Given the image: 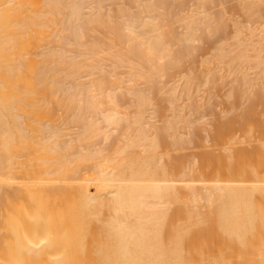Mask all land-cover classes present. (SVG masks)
Returning <instances> with one entry per match:
<instances>
[{
	"label": "bare ground",
	"instance_id": "1",
	"mask_svg": "<svg viewBox=\"0 0 264 264\" xmlns=\"http://www.w3.org/2000/svg\"><path fill=\"white\" fill-rule=\"evenodd\" d=\"M115 1L0 0V264H264V128L259 126L262 130H258L260 134H258V137L256 136L255 140L252 135L255 131L254 122L252 120L253 124L251 121L247 122L248 125L250 123L251 127L245 123L244 131L252 135L247 136L248 139L252 140L253 138L255 140L252 141L254 144L250 140L243 142L245 137L240 139L231 136L221 145V150L219 149L218 153L214 155L203 154L200 168L191 169L189 167L190 170L188 171L186 164L184 165L179 159L173 157L172 152L168 153L169 148L176 145L173 141L179 139L178 141H181V144L185 141L180 137H176V139L173 137L172 140L170 139L172 135L168 137L169 131L174 132L171 130L170 125V121L174 118L172 116L170 117L171 120L166 119L167 117L164 118L165 122H169V125H166L168 123L164 124V121H162L164 116L159 115L161 111L166 110L165 107L163 108L165 103L168 107L172 103V107L167 108L168 110L177 109L176 107L173 108L176 97L172 98L176 96L177 89L175 87H171L172 90L169 89L170 92L172 91L171 100L174 104L169 99L167 100L169 103L163 102V99H161L158 106L162 110H159L156 107L157 105H154V102L152 103L154 110L158 108L160 111L157 116L159 115L162 118H157L156 114L155 117L164 124L161 128L152 129L151 126L145 124L148 121L142 120L145 115L152 116L150 114L155 112L151 113L153 111L151 103H149L151 111L146 109L150 114H144L145 109L142 110L148 108L145 105L148 106L149 98L147 97V100L144 94L150 91V87L149 90L143 91V88L141 89L142 84L138 83V81L143 82L154 75L161 77V72H164L162 68L165 67L163 66L165 64L161 62H167L170 58L171 53L169 54V52L172 48L170 47L171 43L168 42L170 36H173V38H170L174 39V33L166 31L168 26L166 25V27L163 24V27L166 28L164 31L160 22L166 20L162 17L160 18L162 20L158 21L162 13L160 15L157 11L161 10V6L149 2L151 0H131L132 2L125 0L127 4L130 2L134 3V6L137 5L135 8L132 4L130 5L135 11L138 10L137 7L139 8L137 13L132 12L133 10L130 12L125 10L127 6L122 0H120L121 4L117 8ZM207 1L209 0H206V3L212 2L214 4L216 0L214 2ZM245 1L249 3V6L246 5L247 2L244 4ZM245 1L241 5L238 4V6L245 5L244 9L240 7L243 9L240 10H248L243 12L247 21H252L254 16L256 17L254 20H257L258 17H262L261 20L264 19L263 14H261L262 16L258 15V12L255 11V6L258 8L257 4H259L262 7L261 4L264 0H256L261 1L259 3L254 0H251L252 2ZM153 2L155 1L153 0ZM200 2H197V4ZM202 2H205V0ZM202 2L201 4H203ZM253 2L257 4L252 6ZM105 3H108V7L111 3H114L111 4L113 9L116 7L113 13H108V9L112 10V6L108 8ZM117 3L119 2L117 1L116 5H118ZM201 4L197 5L199 9L195 8L199 12L194 9L195 13L194 10L191 13L195 15L190 13L193 19L192 22L190 16L185 15L188 19L180 16L182 19L179 22L182 25L186 24L185 28L194 34L195 31L193 32V30L200 33L201 30L197 25L201 27L202 20L205 23L210 20L213 25L216 22V26H218L217 21L220 22L219 20H221L224 24V20L228 23L229 18H231L229 16L226 18L227 15L224 12H221V14L224 13V16L219 12L218 15L225 17V19L219 18L217 14L214 15L215 18L217 17V21L213 20L214 17L212 16V18L209 17L211 19H206L208 14H205V8ZM164 7L166 9L165 5ZM164 7H162V10H164ZM85 9L88 10L87 13H84ZM103 9H105V12ZM171 11L173 12V10ZM202 11L204 15H202ZM250 11L251 13L255 11L257 16L254 13V15L250 14ZM127 12L134 14L130 15ZM199 13L203 16L201 20L198 19L200 23L196 20L199 18ZM259 13L261 12L259 11ZM166 14L169 17L170 14L168 15V12ZM174 16L172 18L176 20L177 15L175 18ZM182 20L184 23H182ZM262 22L264 23V21ZM187 23L191 26L190 29L189 26L187 27ZM205 23L202 27H206L207 30L212 29L207 27L211 23H208V25ZM227 23L223 25L224 28H226ZM160 24L163 29L161 33V30H159ZM260 25L263 30L260 27L255 28V33L262 35L264 28L262 24ZM237 26L238 23H235L234 29ZM239 27L238 29L241 31L243 28ZM236 29L231 32V35H237L231 36L233 46L232 41L229 46L233 51L231 49L230 52L228 51L229 42L227 43V37L226 43L225 40H221L226 44L222 43L225 45L224 47L228 49L226 56H224L226 59L219 56L223 55L218 52L219 46L214 48L213 52L217 51L214 54L218 55L219 53V62L222 58L223 61L225 60L224 63L227 64L228 60L234 61V59H230L234 55L236 57L241 55L235 54L237 51L235 52L233 47L236 41L237 45L240 44L242 39L241 45H246L243 46L247 51L246 57L248 53L254 56L252 54L254 50L259 51L254 48L257 47L256 43L263 42L258 45L259 47L264 44V40L257 39V42L253 41L255 37L257 38L256 34L255 36L251 35L254 38L248 37L251 34L249 30L247 37L250 40L252 39V46L250 43L249 45L242 44L250 40L246 37L243 39V36L247 34L243 32L244 29L242 32L245 35L241 32L242 37L240 36L241 39L238 40L240 31ZM258 29L263 33L258 32ZM220 30L219 32L223 31ZM163 31L164 34H162ZM189 31L188 33L184 32L189 35V37L186 36L188 38H185L187 41L191 37L194 38V35ZM166 32L167 35L172 34L167 36L169 40L167 42L164 37ZM211 32L203 31L205 34H200L206 37V34ZM98 33H101V35H98ZM195 35H198V33ZM35 36H38L41 42L38 46L39 51L35 52L32 58L29 57V51ZM96 37H98L99 42ZM103 40L104 43H102ZM192 40H195V38L190 41ZM228 41H230L229 38ZM222 44L220 46H222L223 51L221 49L219 51L225 54ZM241 45L235 47L239 50L238 53L244 50ZM116 46H121V48L117 49ZM106 50L108 51L106 56L110 55V60L112 57V63H110V60L107 62L108 60L104 57L105 54H102L104 57L101 58L102 60L99 58L102 56V51L106 52ZM248 50L250 51L248 52ZM262 50L264 51V48ZM109 52L110 54H108ZM233 52H235L234 55L232 57L228 56V58V53L231 55ZM254 54L257 58L254 57L255 61L251 59L254 61L253 63L250 58L249 62L247 57L250 63L248 67L246 66L247 60L243 59V52L241 58L234 57L236 59L235 63L229 61L228 63L235 67L237 59H240L238 62L240 64L246 60L244 62L246 65L243 63V65L237 64L238 67L243 66V69L244 66L249 69V66L254 63V65L262 63L263 70L261 72L264 73L263 53L257 55L254 51ZM259 55L262 57L261 61ZM94 56L98 64L105 60L106 63L110 64H108L109 66L112 64V70L116 67V64H122L124 61L129 62L132 66L128 65V69L125 68L127 72L124 73L125 71L121 70L122 74L120 71L124 75L121 78L126 79L122 81L118 74L115 76L114 73L118 72H113L116 70H110V67L108 65L104 66L105 63L103 62L102 65L99 64L100 68H98ZM154 56L155 58H153ZM78 58L79 60L83 58L82 64L77 62ZM154 59H157L158 62L162 59L159 62L163 64L161 65L162 71L158 69L161 72H157V64L154 65ZM179 60L174 62H178L179 65ZM134 62H137L135 66L132 64ZM171 62L173 63L172 60ZM229 64H227V74L225 75L229 76L228 72H230V76H232L231 73H233V78L236 77L234 80L240 76L244 77H240L244 86L251 87L255 84L257 77L256 79L252 78L254 81L251 79L254 84H248L247 81L251 77L247 75V79L248 76L249 79L246 80V71L245 75L244 71H241L243 73H240L241 75L237 73L239 76L235 75L236 73L233 70L238 71L239 68L237 65L238 69L236 67L232 68ZM126 65L127 63L124 66ZM124 66L120 67L124 68ZM89 67L88 72L90 73L85 72L84 68L88 69ZM101 67L102 69L109 67L110 71L108 70V73L104 71L108 75L107 78L110 76V79L106 80L110 83L111 88L114 85L119 86L123 82L126 85L131 84V86L134 82L140 85V89L134 92L131 89V94L127 90L124 91L125 85L122 86V95L125 96V99H128L131 95L134 96H131V98H135V100L131 98L130 100H134L136 107L134 109L129 104V108L126 103L125 110L120 109V111L123 110L125 113L129 111L128 113H130L131 110L134 114L133 117L131 113L130 117L128 116L131 119L133 118L130 124L132 123L134 126V123L140 124L142 120L145 121V125L142 124L145 127L147 126L146 128L152 129V131L150 129L146 131V128L143 129L144 126L140 127V125L134 131L133 128L130 129L131 125L128 120V122L125 120L126 124L122 122L124 121L123 116L126 115L121 116L117 105H122H118L119 108H122L125 103L122 101L123 104L122 102L117 104L118 100L116 99L115 104L114 101V96L120 95L117 93H119L121 87L115 89L117 95L114 92L115 90L110 91L111 88L107 87V81L104 78L102 80L100 77L103 75L100 74L103 71ZM229 67L232 68V71L229 70ZM78 70L88 75H80L82 74L80 72L78 75ZM93 70H100V72L96 71L100 75L98 80L105 81L106 87H104V82L102 83L104 86L98 80V84L93 82L97 78L93 77L96 74L95 71V73H91ZM210 70L213 71V69ZM258 71L260 70L258 69ZM109 72L115 77L109 75ZM206 73L210 74L208 70ZM164 74L162 73L163 76ZM225 75L224 77L218 75L219 78L221 77L222 83V78L224 80L230 78V76L225 77ZM79 76H82L83 79L90 76L87 82L91 80L92 82L84 86L83 79ZM142 76H144V80L141 78ZM192 76L190 75L189 78H193ZM203 77L206 80L208 76L204 75ZM113 78H115L114 81H111ZM117 78L121 82L117 81ZM79 79H82L79 82H83L84 85L81 86L82 83H77ZM220 79L217 78L219 83H221ZM194 80L196 79L187 80L188 82L184 84L185 87H187L186 85L188 87L193 85ZM234 80H232L234 83H241L239 79ZM211 81L213 80L211 79ZM145 82L146 85L150 83L149 86L153 84L151 81ZM189 82L191 84H187ZM20 83H23V88L19 87ZM213 83L216 85L217 81L215 83L214 80ZM263 83L260 86V90L263 87L262 94H264ZM155 86H157L158 91L159 86L162 85L158 86L157 84ZM190 88L187 89L189 92ZM185 90L183 89V91ZM241 90L240 93L244 94L245 98L246 96L250 97L251 94L248 88L244 89L245 92L247 90V93H243L244 91L241 92ZM229 91L232 93L231 88ZM111 92L115 95L112 96ZM125 92H127L126 95ZM163 94L167 98L166 92ZM147 95L149 96V94ZM231 95L229 94V96ZM239 95L238 97L241 100L242 95ZM126 96L129 97L126 98ZM192 98L191 102L196 103L197 100L194 101L193 98L192 101ZM208 100L210 99H206V101ZM104 103L108 106L111 104V106L103 109ZM206 103H203L204 107ZM196 104L195 110L200 111L203 108L201 101ZM175 111L178 114L179 110ZM167 112H163L164 115ZM169 112L168 114L173 113ZM179 112L182 119L178 114L179 118H177L180 121H178L179 124L175 121L176 126L181 125V123L185 125L186 123L188 128L190 123H184V115L181 111ZM249 113L253 114L251 111ZM141 115L143 117L139 119L138 117ZM148 117L146 118L149 119ZM174 117L176 118V116ZM177 118L175 120H178ZM157 119L155 123H152L154 120H151L153 126L159 123L156 122ZM121 122L125 126H121L123 129L120 128V134L115 139L112 138L114 141L112 142L111 139L108 145L106 142L109 140L111 132L113 133V130L115 132ZM252 125L254 127L253 132L251 130ZM108 126H111L112 129L109 130ZM226 127L225 124L221 125V130H226ZM72 128L77 129L76 132L72 131ZM104 128H109L106 130L111 131L110 134L104 133L103 131H106ZM176 129L178 128L176 127ZM176 129L175 131H177ZM257 129L259 128L256 126ZM70 130L71 132H69ZM149 130L151 133H148ZM249 130H251V134L247 132ZM228 135H231V133ZM166 137L173 144H169ZM241 142L246 144L242 145ZM105 143L108 148H105L106 145L103 147ZM239 143L242 145L241 147H237ZM250 143L252 144L250 145ZM246 145L247 147H243ZM176 147L175 151L177 150ZM171 148L170 150H172ZM158 151H161L162 154ZM209 166L213 168L211 178L204 175L206 168ZM198 203H200V206ZM201 205H204V209L198 208Z\"/></svg>",
	"mask_w": 264,
	"mask_h": 264
},
{
	"label": "rangeland",
	"instance_id": "2",
	"mask_svg": "<svg viewBox=\"0 0 264 264\" xmlns=\"http://www.w3.org/2000/svg\"><path fill=\"white\" fill-rule=\"evenodd\" d=\"M119 2V3H117L118 5H116V2ZM125 2V0H122V2ZM127 1V0H126ZM131 1V0H130ZM155 2H156V0H154ZM160 3H159V2ZM164 1H166L165 2V4H162L161 5V3H164ZM202 2L203 0H157V2L155 3V2H153V0H151V1H149V2H151V3H154V4H157L158 6H161L160 8H161V10L160 9H158V10H160V11H157V12H159L160 13V15H161V13H162V15L159 17V19H158V21L160 20H162V19H164V20H166V21H159L161 24H162V27H163V24L167 27V30L166 31H169V32H173L172 34L174 35V39H171V38H173V36H170L169 37V39H170V41L168 40V37L167 36H169V35H172L171 33L170 34H168L167 35V32H166V34L164 35V37H165V41L167 42V41H169L168 43H171L170 45V47L172 48V50H170L171 52H169V59L167 60V62H161V60L162 59H160V61L159 62H161V63H164L165 65H163V64H161V63H159L158 61H157V59L154 61L155 62V66H156V64H157V70L158 69H160L161 70V65H163V66H165L164 67V69L162 68V70H164V72L162 71H160V70H158L157 72H161V77H159V76H157V77H159L158 79H156L157 77L155 76H152V77H149V78H147V79H143L144 78V76H142L141 78L144 80L143 82H139L138 81V83L139 84H142L141 85V89L144 91H146V90H149V87H150V91H147V93H143L145 96H146V98L148 97L149 98V100H148V98H147V100L149 101H147L148 103V106H146L145 105V107H148V108H143L142 110H144V111H142V112H144V114H150V112L148 111H146V109L148 110H150L151 111V109L153 110V111H151V113L152 112H154L153 114H150V115H152V116H147V115H145L144 116V119L142 118L143 116L141 115L140 117H138L139 119L140 118H142V120H146V121H148V122H146L145 123V121L143 122L142 120H141V122H140V124H135L134 123V126L132 125V123L130 124V122H131V120L133 119H131V118H129L130 117V113H131V115H132V117H133V114H132V111L130 110V113H128L129 111H128V109H126L128 112L127 113H125V111H120V109H124L125 110V106H126V103L128 104V107H129V104H131L132 106H133V108L134 107H136L135 105H136V103L134 102V100H135V98H131V96L129 97V96H126V98H128V99H125V96L124 95H122L123 93H121L122 91H123V87L122 86H124V91H126L127 90V92H129V94H131V89L133 90V92L134 91H136L137 89H140V85L139 84H137L136 82H134L133 84H132V86H133V88H132V86H131V84H129V82H128V84L129 85H126V84H124V82L123 83H121V84H119V86L117 87L116 85H114L112 88L110 87V83H108V81L106 80V79H110L109 77L107 78L106 76H108L107 75V73H108V70H109V67H110V70H112L111 69V66H112V64H111V66H109L110 64L109 63H106V60L105 61H101V62H99V64H101L102 62L103 63H105L104 64V66L106 65H108L109 67H107V68H103L102 69V67H101V69L104 71H107V73L104 71H102L100 74H103V75H98V73L97 72H100V70L99 71H97L98 70V68H100V66H99V64H98V61H97V59H95V56H94V59L96 60V62H95V64L97 65L98 64V68H97V70H93V72L91 71V73H95L96 71V74H97V76H96V74L93 76L94 78L95 77H97L95 80H93V82L94 83H96V84H98L97 83V80H98V78H99V76L101 77V79L102 80H106L107 81V84H108V86H107V84H106V82L105 81H102L101 79V81L100 80H98V82L100 83L101 82V84L104 86V87H110L111 88V90L110 91H114L115 89H117V88H120V90H119V93H117V94H120V95H118L117 97L119 98H117L116 96H114L115 94H116V90L114 91L115 92V94L113 95V93L111 92L110 94H112V96H114L115 97V104H116V101H117V104H118V102H124L125 104L123 105V107L122 108H119V106H122V105H120V104H118L117 105V107H118V110H119V112L121 113V116L122 115H126V116H123L124 117V121H122L123 123H125L126 124V122H128L129 121V124L131 125L130 126V129L132 130V128H133V130L135 131V129L136 128H138L139 127V125H140V127H143L145 124H148L149 126H151L152 127V129H154V128H156V127H158V128H161V126L162 125H164L165 123H168V124H166V125H169V122L167 121V122H165L164 120V118H166V119H170V117L172 116L174 119L172 120V121H170L171 122V127H172V129L171 130H173L174 132H175V134H174V132H171V131H169L170 133H168V137H169V135L171 136L172 135V137H170V139H176V137H180V139H183V143L181 144V141L179 142L177 139H176V141H173V143H174V145H172L173 143H172V141L170 140V142H169V138L168 137H166V139H167V141L169 142V144L170 143H172L171 145L172 146H174V147H170L172 150H170V148H169V152L168 153H171L172 152V156L173 157H176L177 159H179V161H181L185 166H187L188 167V171L190 170L189 169V167H191V169L192 168H194V169H198V168H200L201 167V164H202V156H203V154H206V153H208V154H211V155H214L215 153H218L219 151V149L221 150V145L224 143V142H226L227 140H228V138L229 137H231V136H236V137H238V138H240V139H242L243 137H245V141L243 140V142H247L246 140H250V139H248V136L247 135H249V134H247L245 131H244V124L246 123V125L247 126H250L251 127V125H250V123H249V125H248V123L247 122H249V121H253L254 122V126H255V128L253 127V125H252V132L254 131L253 130V128L255 129V131H258V130H262V128H264V123L262 124V121L264 120V94H262L263 92V87L261 88V90H260V86H262V84L261 83H263V81H264V73L263 72H261L262 70H263V65H262V67H261V64H258L257 63V61H256V63H257V65H254V64H252V65H250L249 66V69H246L245 67L247 66L248 67V64H250L249 62H250V60L252 59H254V57L256 56L255 54H254V51H255V53L258 55L259 53H263V55H264V51L262 50L263 48H264V44L263 45H261L262 46V49H261V46L259 47L258 45H260L261 43H263V42H259V44H257L256 43V46L257 47H254V48H256L257 50H259V51H256V50H254V51H252L253 53V55L254 56H252L251 54L249 55V53H248V55H247V57H248V60H249V58H250V60H249V62H248V60H247V57L245 56V54H246V52L247 51H245V49L246 48H244L243 46H246V45H241V42H243L242 41V39L240 38V36L242 35V34H246L247 32H248V30H249V32H251V34H249V36L248 37H250L251 35L252 36H255V34L257 35V38H256V40H255V38L254 37H252V38H254V40L253 41H255V42H257V39H259L260 41L262 40H264V39H262L263 37H264V33L262 32V31H260V29H258V32H262L263 34V37L261 38V36L262 35H260L259 33V37H258V34L257 33H255V30L257 29V28H259L261 25L260 24H262V26H263V28H264V23L262 22L261 23V21H264V19H262L261 20V18L262 17H258L257 18V20H254L256 17L254 16V18H252V21L250 20V18L255 14L256 15V13L259 15H261V14H263L264 15V1H263V3L261 4V5H263L262 7L261 6H259V4H257V3H252V6L255 4H257L258 5V8H260L259 10H258V8H257V6H255V11H256V13H255V11L254 12H252L251 13V11L249 12L250 14H253L250 18H249V20H250V22L249 21H247L246 20V18L244 17L245 16V13L243 14V12H245V11H248V10H246L245 9V11H241L240 9H242V8H240V7H243V9H244V7H245V5H243L242 4V6H238V4H240L241 5V3H243V1H245V0H216L215 2H214V0H211V1H213L214 2V4H212V2L211 3H206V0H205V2H202L203 4H201V2L200 3H198L197 4V2ZM210 1V0H209ZM209 1H207V2H209ZM253 1V0H252ZM251 0H249V2H252ZM254 1H256V0H254ZM262 1V0H261ZM261 1H259V2H261ZM121 1L120 0H116L114 3H115V6H117V8H118V6L121 4L120 3ZM128 2V1H127ZM132 2V1H131ZM185 2V3H184ZM196 2V3H195ZM222 2V3H221ZM246 2L247 1H245L244 2V4H246ZM256 2H258V1H256ZM258 2V3H259ZM113 3V4H114ZM126 3V2H125ZM124 3V4H125ZM167 3V4H166ZM181 3H183V4H181ZM248 3V2H247ZM107 4L108 3H105V5L107 6ZM112 4V3H111ZM110 4V7L113 5H111ZM132 4V6L135 8L136 6H134V3H126L125 5L127 6L126 8H125V10H127V11H132V12H138V10H139V8L137 7L136 9H138V10H136L135 11V9H133L132 8V6H130ZM195 4H197V5H199V4H201V5H203L202 7L203 8H205V10H204V12H205V14H208L207 15V17H206V19H211L212 17H214L215 18V16L214 15H218V13L219 14H221V12H224L227 16H226V18H228V16L229 17H231V18H229V20L228 19H226V20H228V23H227V21H225L224 20V24H226L227 23V26H226V28H224V24H223V22H221V20H219V18H224L225 19V17H223L224 15V13L223 14H221V15H223L222 17H221V15H218V20L220 21V22H218L216 19H217V17L214 19L213 18V20H216L217 21V25L218 26H220V24L222 23V25L219 27L221 30H223V31H221L219 28H218V26H216V22H214L215 23V25H213L212 23H211V21L210 20H208V21H206V23H207V25H208V23H209V21H210V25H208L207 27L210 29V27L212 28V29H215L214 31L212 30V29H210V30H207V28H206V30H205V28L204 27H202L203 26V23H205V22H203V20L201 21L202 22V28L200 27V25H197V26H199L198 28L201 30L200 31V33H203V31H212L210 34H211V37H210V34H206V37H205V35L203 36V34H205V33H203V34H200L199 33V31H197V30H193V32L195 31V34L196 33H198V35H195L194 33H192V32H190L187 28H185V26H186V24L185 25H182L181 24V22H179L182 18H186V19H188L187 17H185V15H188V16H190L189 18H191V15H190V13L196 8H198L199 9V7L197 6V5H195ZM208 6H207V5ZM220 4V5H219ZM225 4V5H224ZM229 4V5H228ZM104 4H103V7L105 6ZM164 5L166 6V9H165V7H164ZM175 5V6H174ZM200 5V6H201ZM207 6V7H205V6ZM246 5H248L249 6V3L248 4H246ZM114 6V7H115ZM172 6H173V8H172ZM183 6V7H182ZM219 6V7H218ZM102 7V8H103ZM108 7V6H107ZM110 7H108V8H110ZM162 7H164L163 9L164 10H162ZM175 7V8H174ZM112 8V10L110 9H108V11H106V12H108V13H113V10H115L116 9V7L113 9V6L111 7ZM159 8V7H158ZM169 10H168V9ZM170 8H171V10H173V12L170 10ZM211 8V9H210ZM251 8V7H250ZM249 8V9H250ZM253 8V7H252ZM251 8V9H252ZM195 9V10H196ZM202 9V8H201ZM218 9V10H217ZM242 9V10H243ZM248 9V8H247ZM250 9V10H251ZM104 10V12H105V9H103ZM103 10H101V11H103ZM175 10V11H174ZM195 10L193 11L194 13H195ZM258 10V11H257ZM163 11H164V13H163ZM169 11H170V13H169ZM197 11V10H196ZM201 11V10H200ZM259 11L261 12V13H259ZM83 12V11H82ZM88 12V10L86 11V9L84 10V13H87ZM129 12H127V13H129ZM168 12V15H169V17L167 16V13ZM175 12H177V13H175ZM178 12H180V13H178ZM192 12V13H193ZM197 12H199V11H197ZM204 12L202 11V15H204ZM134 13H132V14H134ZM191 13V14H192ZM201 13V12H200ZM199 13V14H200ZM130 14V13H129ZM132 14H130V15H132ZM164 14V15H163ZM249 14V15H250ZM166 15V16H165ZM171 15H177V17L175 18V16H174V18L177 20H174L172 17L173 16H171ZM192 15H195V14H192ZM196 15H198V13H196ZM231 15V16H230ZM248 15V14H247ZM165 16V17H164ZM182 18H181V17ZM201 14L199 15V18H197L196 20L198 21V19L199 20H201L202 19V17L203 16H201ZM212 16V17H211ZM257 16V15H256ZM262 16V15H261ZM163 17V18H162ZM180 17V18H179ZM209 17H211V18H209ZM247 17V16H246ZM264 17V16H263ZM160 18H162V19H160ZM173 19V20H172ZM179 19V20H178ZM205 18H204V20H206ZM247 19H248V17H247ZM191 20V22L193 21V19L191 18L190 19ZM185 21V20H184ZM188 21V23H190L189 22V20H187ZM223 21V20H222ZM164 22H166L167 24H165ZM170 22V23H169ZM186 22V21H185ZM199 22V21H198ZM182 23H184L183 22V20H182ZM187 23V24H188ZM197 23V22H196ZM200 23V22H199ZM198 23V24H199ZM205 23V24H206ZM218 23H220V24H218ZM234 23V24H233ZM235 23H238V26L235 28L236 30H239L240 29V27L239 26H241L243 29H241V31H240V35H239V38H238V40L239 39H241V42H240V44H237L238 45V47H240L239 45H241L242 46V48H244V50H241V52L240 53H238V51L239 50H237L235 47L237 46L236 45V43H237V41L236 42H234V50H235V52L237 51V53H235V52H233V53H231V55L228 53V55H227V57L229 56H231L232 57V55H234V53L236 54V55H240V56H243L242 58L243 59H246L247 60V62H246V64H244V62L246 61V60H244V62H242V60H241V62L244 64V65H246V66H244V69L242 68L243 66H241V67H238L239 65H243L242 63L240 64V63H238L239 61H240V59L238 60L237 59V64H239V65H237V67L239 68H237L236 67V65H235V67L238 69V71H236V69L235 70H233V71H235V75H241V74H243V73H241V71L243 72L244 71V75H245V71H246V80H248L249 79V76L251 77L249 80H251L252 78L253 79H256V77H257V79L255 80V84H254V80L251 82V81H247V83L248 84H254L253 86H249L248 87V85H246V86H244V83H242V79H240V77L241 78H244V77H242V76H240L238 79L239 80H241L240 82L241 83H234L232 80H234L235 78H233V73H231L232 74V76H230V72H228L229 73V76H230V78L229 79H231L230 80V82H228V80H226V78H225V80H224V78H222L223 79V83L221 82V77H224V75L225 74H227V68H228V66H227V64H229L228 63V61L226 62L227 64H225L224 62H225V60L223 61V59L221 58V57H224V56H226V54H227V50L228 49H226L227 47H224L226 44V37H227V43H228V48H229V52H230V49L233 51V49L232 48H230L229 46H230V42L233 40L232 39V37L231 36H235V35H231V32H232V30H235L234 29V27H235ZM161 24H160V27H159V30H161L160 31V33L162 32V28H161ZM172 24V25H171ZM190 25H191V23H190ZM194 25V24H193ZM234 25V26H233ZM237 25V24H236ZM189 26V24L187 25V27ZM205 26V25H204ZM213 26H214V28H213ZM222 26H223V29H222ZM181 27V28H180ZM190 27L191 26H189V29H190ZM238 27H239V29H238ZM164 28V31H165V27H163ZM194 28V27H193ZM204 28V29H203ZM218 28V29H217ZM252 28V30L250 31V29ZM256 28V29H255ZM261 28V30H263L262 29V27H260ZM185 29V30H184ZM194 29H197V28H194ZM198 29V30H199ZM159 30H157V31H159ZM182 30V31H181ZM203 30V31H202ZM219 30L221 31V32H219ZM242 30H243V32H242ZM254 30V35L252 34V31ZM163 31V33L162 34H164L165 32ZM188 31L190 32V33H192L194 36V38H195V40H192V41H190L191 39H194V38H189L190 40H188L187 41V39H185V38H188L189 37V35H187V34H185L186 32L188 33ZM168 32V33H169ZM185 32V33H184ZM218 32V33H217ZM236 32V31H235ZM241 32H242V34H241ZM213 33H215V34H213ZM234 33V32H233ZM232 33V34H233ZM182 34V35H181ZM244 34V35H245ZM98 35H101V33L99 34L98 33ZM176 35V36H175ZM207 35H209L208 37V39H207ZM213 35V36H212ZM225 35V36H224ZM247 35H248V33L246 34V36H243V39H244V37H246L248 40H250V38H248L247 37ZM185 36V37H184ZM186 36H188V37H186ZM192 36V35H191ZM201 36V37H200ZM225 38H224V37ZM237 36V35H236ZM98 37H100V36H98ZM98 37H96L97 38V40H98ZM184 37V38H183ZM203 37H205L204 39H201V38H203ZM242 37V36H241ZM101 39H102V37H100ZM99 38V39H100ZM167 38V39H166ZM197 38V39H196ZM224 38V39H223ZM228 38H229V40L230 41H228ZM236 38V37H235ZM261 38V39H260ZM185 39V40H184ZM232 39V40H231ZM247 39H245L246 41H248ZM182 40H184V41H182ZM221 40H225V43L223 42V41H221ZM244 40V41H245ZM252 40V39H251ZM249 41V42H244V43H242V44H248L249 45V43H250V45H251V43H253L252 41ZM172 41H173V43H172ZM186 41V42H185ZM40 42L41 41H39V38H38V36H35L34 37V40L32 41V47L30 48V51H29V57H34V53L35 52H38L39 51V49H38V46H39V44H40ZM98 42H99V40H98ZM102 43H104V40L102 41ZM225 44V45H223V44ZM223 45V48L226 50H224V52H226L225 54L222 52L223 51V49L221 48L222 46H220V45ZM255 44V43H254ZM118 45V44H117ZM121 45V44H120ZM169 45V44H168ZM176 45V46H175ZM122 46V45H121ZM121 46H116L117 47V49H119V48H121ZM175 46V47H174ZM189 46V47H188ZM192 46V47H191ZM219 46V50L221 49L222 51H219L218 50V48H217V50H218V52L220 53L221 52V54H223V55H219V53H218V55L219 56H221L220 58V61L222 62H219L218 60V55H216V54H214V53H217V51H215V52H213L214 51V48H216V47H218ZM232 46H233V41H232ZM252 46V45H251ZM255 46V45H254ZM168 47V46H167ZM169 47V48H170ZM187 47V48H186ZM248 47H250V46H248ZM259 47V48H258ZM189 48V49H188ZM250 48H252V47H250ZM253 48V49H254ZM241 49V48H240ZM247 49H249V48H247ZM261 49V50H260ZM216 50V49H215ZM252 50V49H251ZM120 51V50H119ZM122 51V50H121ZM120 51V52H121ZM250 50H248V52H249ZM260 51H262V52H260ZM108 51L106 50V52L105 51H102V53H101V55L103 54H105L104 55V57L108 60L107 62H109V56L110 55H107L106 56V53H107ZM167 52V53H168ZM172 52H173V54H172ZM242 52H243V55H242ZM245 52V53H244ZM258 52V53H257ZM75 54V53H74ZM108 54H110V52L108 53ZM71 55H73V53H71ZM103 55L101 56V57H99L100 58V60H102L104 57H103ZM216 55V56H215ZM98 56V55H97ZM165 56V55H164ZM168 56V55H167ZM171 56H172V58L173 59H175L176 61H178L180 58L182 59H180L181 60V62H180V60H179V65H178V62H174L175 60H173L172 58H171ZM174 56V57H173ZM177 56H179V57H177ZM181 56V57H180ZM217 57V58H215V57ZM240 56H238V57H236L235 55H234V57H236V58H241ZM103 57V58H102ZM163 57V56H162ZM228 57V58H229ZM234 57H232V58H230L231 60L232 59H234V61H229V62H233V63H235V58ZM246 57V58H245ZM259 57V60L261 59L262 60V57H260V55L258 56ZM36 58V57H35ZM34 58V59H35ZM84 58V57H83ZM83 58H81V60H79V58L77 59V62L78 63H81V62H83L84 60H83ZM98 58V57H97ZM102 58V59H101ZM153 58H155V56L153 57ZM167 58V57H166ZM225 58V57H224ZM256 58H257V56H256ZM226 59V58H225ZM99 60V61H100ZM111 60H112V57H111ZM111 60H110V63H112L111 62ZM171 60L173 61V63L171 62ZM251 60V61H252ZM260 60V61H261ZM158 63H157V62ZM165 61V60H164ZM171 63V65H170V63ZM254 61H255V59H254ZM254 61H252V63L254 62ZM259 62V61H258ZM123 63H124V65L127 63V65L126 66H124L123 65ZM122 64L120 63V64H116L115 66L117 67H115L114 69L116 70V71H113V72H118V73H114L115 74V76L118 74V77L119 78H121V76L123 77L124 75H122L123 74V72L122 71H125L124 73H126L127 71H126V69H128L127 68V66L129 65V66H132V65H130V63L129 62H127V61H124ZM136 63L137 62H134V63H132V64H134V66L136 65ZM168 63V64H167ZM174 63H176V64H174ZM82 64V63H81ZM167 64V65H166ZM172 64H174V65H172ZM102 65V64H101ZM124 66V68L123 67H120V66ZM230 65V64H229ZM103 66V67H104ZM120 68H119V67ZM159 66V67H158ZM171 66H172V68H171ZM231 66V65H230ZM168 67H169V69H168ZM175 67V68H174ZM232 68L234 67L233 65L231 66ZM231 67H229V70H231L232 71V68ZM234 67V68H235ZM83 68V67H82ZM82 68H80V69H82ZM93 68V67H92ZM121 68H123V69H121ZM126 68V69H125ZM167 68V69H166ZM209 68V69H208ZM260 70V71H258V69ZM86 71H85V70ZM84 69H82L83 71H85V72H87V73H90V72H88L89 70H90V67L88 68V69H86V68H84ZM96 69V68H95ZM165 69H166V72H165ZM210 69H213V71H211ZM246 69V70H245ZM254 69V70H253ZM109 70V71H110ZM122 70V71H121ZM207 70H208V72H210V74L208 75L206 72H207ZM210 70V71H209ZM228 70V71H229ZM256 70V71H255ZM83 71H79L78 70V75L80 74V73H82V74H80V75H83L84 74V76H85V72H83ZM95 71V72H94ZM120 71H121V73H120ZM80 72V73H79ZM106 73V74H105ZM162 73L164 74V76L162 75ZM213 73V74H212ZM238 73V74H237ZM241 73V74H240ZM254 73V74H253ZM256 73H258L259 74V77H260V79H262V80H258V74H256ZM207 74V75H206ZM223 75V76H221V75ZM88 74H86V76H87ZM90 75V74H89ZM105 75V76H104ZM109 75H111V76H113V77H115L114 75H112L110 72H109ZM157 75H158V73H157ZM190 75L194 78V79H196V80H194L193 81V85H189V87H191L190 88V92L187 90V89H189V87H188V85H186L187 87H185V85L184 84H186L185 82H188L190 79H193V78H189L190 77ZM208 76L207 77V79L205 80V77H203V76ZM221 76L220 78H219V76ZM238 75V76H239ZM247 75H249L248 76V79H247ZM102 76H104V77H102ZM125 76H126V74H125ZM213 76V77H212ZM214 76H218L217 78L218 79H220L219 81L221 82V83H219L218 82V80H217V78H215ZM228 75H225V77H227ZM228 76V77H229ZM262 76V77H261ZM80 78H82V76H79ZM89 77L90 76H88V77H86V78H82L83 79V82H84V84H83V82H79V81H81L82 79H79L78 80V82L77 83H82V84H80L81 86L82 85H84V86H86V84L88 83V84H90V82H92V80L91 79H93V78H91L90 80L91 81H89V82H87V80L89 79ZM106 77V78H105ZM233 79H232V78ZM78 78V77H77ZM104 78V79H103ZM125 78V77H124ZM155 79V80H153V79ZM183 78V79H182ZM187 78V79H186ZM189 78V79H188ZM114 79L115 78H113V80H111V81H114ZM122 79V78H121ZM126 79V78H125ZM125 79H122V81L123 80H125ZM186 79V80H185ZM211 79L214 81L215 80V83H216V81H217V84L215 85L214 83H213V81H211ZM238 79H236V80H238ZM188 80V81H187ZM236 80H234V81H236ZM86 81V82H85ZM117 81H119L118 80V78H117ZM145 81H151V83H153V84H151V86L153 87H155V88H152L151 86H149V84L150 83H147V85H146V82ZM192 81V80H191ZM232 81V82H231ZM262 81V82H261ZM119 82H121V81H119ZM158 84V86L159 85H162L161 87L159 86V90L158 91H161V89H162V91H163V93L164 92H166V95H167V93H168V90L169 89H171L172 90V88L173 87H175L177 90V92L175 93V95L176 96H174V97H172L173 99L175 98V104H174V102H173V100H171L172 98H171V92H170V90H169V93H168V95H170V96H168L167 95V98H165V94H163L162 93V91L159 93L158 91H157V86H155V85H157L156 83ZM194 82H195V84H194ZM130 83H132V82H130ZM135 83H136V85H135ZM246 83V84H247ZM123 84V85H122ZM145 84V85H144ZM187 84H191V82H189V83H187ZM261 84V85H260ZM264 84V83H263ZM138 85H139V88H138ZM126 86H130L129 88L127 87L126 88ZM147 86V87H146ZM19 87L20 88H23V83H20L19 84ZM145 87V88H144ZM172 87V88H171ZM246 87V88H245ZM230 88H231V90H232V93H230ZM248 88V90H249V93L252 95H249L250 97H248V96H246V94H245V96H246V98L243 96L244 94H241L240 93V90L241 89H243V90H241V92L242 91H244L243 93H247V90H246V92H245V90L244 89H247ZM93 89H95L94 87H93ZM129 89V90H128ZM166 89V90H165ZM183 89H186L185 91H183ZM122 90V91H121ZM141 90V91H142ZM173 90H175V89H173ZM253 91V92H252ZM261 91V92H260ZM127 92H125V95H126V93ZM151 92V93H150ZM186 94H185V93ZM189 94H188V93ZM238 92H239V94H241L242 95V98H241V100H240V97H238ZM174 93V92H173ZM253 93H255L254 95H253ZM262 95H261V94ZM116 94V95H117ZM147 94H149V96L147 95ZM229 94L231 95V96H229ZM154 95V96H153ZM174 95V94H173ZM178 95V96H177ZM187 95V96H186ZM241 95H239V96H241ZM121 96V97H120ZM152 96V97H151ZM132 97H134V96H132ZM151 97V98H150ZM154 97V98H153ZM179 99H178V98ZM186 97H189V98H187L186 99ZM191 97H193L194 98V101H196V103H199V101H201V105H203V108H204V110H203V108H201L200 109V111L199 110H195L196 109V103L195 102H191ZM130 98L131 99H134V100H130ZM159 99L158 101L156 100V99ZM193 98H192V101H193ZM117 99V100H116ZM121 99H123V100H121ZM161 99H163V102L165 101V102H167V103H169L167 100L169 99V101L170 102H173V104L175 105V106H173V108H177V109H172V110H174V111H172L171 109V111L170 110H168L167 108H169L170 106H171V104L169 105V107H168V105L165 103V105H163V108L165 107L166 108V110L164 111H159V110H162L161 108H159V106L158 105H160V100ZM206 99H210V100H208V101H206ZM153 100V101H152ZM178 100V101H177ZM180 100V101H179ZM203 100V101H202ZM127 101H130V102H127ZM190 101V102H189ZM123 102H122V104H123ZM154 102V105L156 104L157 106L156 107H158L159 108V110H158V108H156L155 110H154V105L152 104ZM159 104H158V103ZM209 103V104H207V103ZM149 103H151L152 104V107H151V109H150V106H149ZM183 103V104H182ZM195 103V104H194ZM206 103V105H205V107H204V104ZM104 104H105V106H104ZM101 107L103 108V106H104V108L103 109H106L107 108V104L106 103H104ZM113 104V103H112ZM130 105V106H131ZM161 105H162V103H161ZM167 105V106H166ZM200 104H199V106H201ZM208 105V106H207ZM109 106H111V104H109ZM108 106V107H109ZM114 106V105H113ZM116 106V105H115ZM131 106V107H132ZM127 107V108H128ZM172 107V106H171ZM202 107V106H201ZM207 107V108H206ZM130 108V107H129ZM132 108V109H133ZM198 108V107H197ZM135 109V108H134ZM134 109H133V112H134ZM158 110V111H157ZM175 110H179V111H181V113L184 115V118H185V121H184V119H183V121H184V123L185 122H189L190 124L188 125L189 127L187 128V125H186V123H185V125H183L181 122V125H178V126H176L177 124H176V122L179 124V122L178 121H180V119H182L181 118V114H180V112L178 111V114H176L177 113V111H175ZM183 110V111H182ZM166 111H170V112H173V113H170V114H168V112L164 115V113L166 112ZM252 112L253 114H251V113H249V112ZM159 112H160V114H159ZM164 112V113H163ZM185 112V113H184ZM143 114V113H142ZM155 114H156V117L158 118V117H160V116H164L163 118L162 117H160V119L162 118L163 120L162 121H164V124H163V122H162V124H161V122H159L160 121V119H159V121H158V119L155 117ZM157 114H159L158 116H157ZM162 114V115H161ZM180 117V119H178L179 117ZM182 115V116H183ZM129 116V117H128ZM137 116V115H136ZM174 116H176V118L178 119V120H175L176 118L174 117ZM146 117H148L149 119H147ZM150 117H154V118H156L157 119V121L156 122H159V123H156V124H154V126H153V124H151V120H154V118H150ZM169 117V118H168ZM129 118V119H128ZM151 119V120H150ZM155 119V120H156ZM172 119V118H171ZM170 119V120H171ZM125 120H126V122H125ZM128 120V121H127ZM150 120V121H149ZM155 120L152 122V123H155ZM176 121V122H175ZM182 121V122H183ZM251 121V122H252ZM120 123V125L115 129V132L116 133H118V134H116L115 132H114V130H113V133H115L114 135H112L113 133L111 132V131H107L109 128V130H111L112 129V127L111 126H108L109 128L106 130L105 128H104V130H106V131H103L104 133H107V134H110V132H111V134H110V137H109V142L107 141L106 143L109 145L110 144V142H111V139L112 138H114L115 139V137H117L119 134H120V132H121V129L120 128H122L123 129V127L125 126L123 123ZM253 122H252V124H253ZM259 122V124H257ZM144 125H143V124ZM174 123H175V125H174ZM256 123V124H255ZM142 124V125H141ZM223 124H225L227 127H226V130H221V125H223ZM156 125V126H155ZM159 125V126H158ZM174 125V126H173ZM183 125V127H181ZM245 125V126H246ZM121 126H123V127H121ZM178 128V129H176V127ZM181 128H180V127ZM256 126L259 128V129H257L256 130ZM259 126H261V127H259ZM147 127V126H146ZM145 126L143 127V129H145L146 128ZM177 130V131H175V129ZM192 127V128H191ZM180 128V129H179ZM261 128V129H260ZM148 129H150L149 127L148 128H146V131L148 130ZM152 129H150L151 131H152ZM192 129V130H191ZM248 129H249V127H248ZM247 129V130H248ZM76 130L77 129H74V128H72V131H74V132H76ZM149 130V132L148 133H151V131ZM251 130H249V131H247V132H250ZM254 131V133L252 134L254 137H255V140H256V136L258 137V134H260L259 133V131L256 133ZM264 131V130H263ZM69 132H71V130L69 131ZM74 132H72L73 134H74ZM173 133V134H172ZM190 133H192V135H190ZM229 133H231V135H228ZM176 134H178V135H176ZM250 134H251V132H250ZM116 135V136H115ZM252 135H249V136H252ZM174 137V138H173ZM250 138V137H249ZM252 138V137H251ZM100 140H101V138H100ZM255 140H253V138H252V140H250V142H252V141H255ZM114 140L112 139V142H113ZM176 142V143H175ZM179 142V143H178ZM104 144L103 145V147L105 146V148H108V145L107 144ZM249 143V142H248ZM253 144H254V142H252ZM252 143H250V145L252 144ZM180 144V145H179ZM241 144L242 145H244V144H246V143H242L241 142ZM240 143L237 145V147H241L242 145H241ZM177 146V147H176ZM175 147L177 148V150L175 151L174 149H175ZM243 147H247V145L246 146H243ZM249 147V146H248ZM159 150V149H158ZM163 150V149H162ZM161 150V151H162ZM161 151H158L159 153L161 152ZM157 152V153H158ZM161 154H162V152H161ZM160 155V154H159ZM170 155V154H169ZM164 160V159H163ZM188 164V165H187ZM213 168L211 167V166H209V167H207L206 168V171L204 172V175L207 177V178H211V176H213ZM201 202V201H200ZM203 202V201H202ZM204 203V202H203ZM203 203H201V204H203ZM198 205L200 206V203H198ZM197 205V206H198ZM203 206L204 205H201V207H198L199 209H201V208H203ZM204 209V208H203ZM202 209V210H203Z\"/></svg>",
	"mask_w": 264,
	"mask_h": 264
}]
</instances>
